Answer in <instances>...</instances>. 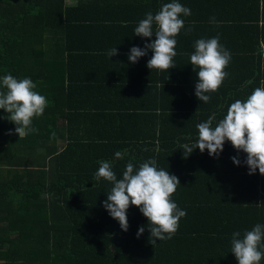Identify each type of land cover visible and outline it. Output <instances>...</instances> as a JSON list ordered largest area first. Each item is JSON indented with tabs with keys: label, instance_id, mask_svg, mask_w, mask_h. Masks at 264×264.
<instances>
[{
	"label": "trees",
	"instance_id": "16d2710c",
	"mask_svg": "<svg viewBox=\"0 0 264 264\" xmlns=\"http://www.w3.org/2000/svg\"><path fill=\"white\" fill-rule=\"evenodd\" d=\"M168 2L0 0V78H30L48 101L24 138L0 109V264H237L233 233L264 224V176L248 174L245 153L227 141L218 157L180 147L264 87V0H178L191 15L181 16L176 67L149 70L151 51L129 63L130 48L155 39L135 36L138 22ZM216 36L231 59L203 103L190 54ZM148 159L179 179L172 200L186 212L155 245L137 207L121 230L103 207L113 185L95 178L101 161L120 179Z\"/></svg>",
	"mask_w": 264,
	"mask_h": 264
},
{
	"label": "clouds",
	"instance_id": "9594fccd",
	"mask_svg": "<svg viewBox=\"0 0 264 264\" xmlns=\"http://www.w3.org/2000/svg\"><path fill=\"white\" fill-rule=\"evenodd\" d=\"M191 15V9L183 6L178 0L164 3L158 12H148L135 27V36L151 38L143 48L132 47L127 54L129 63H136L141 57L151 51L147 68L168 71L176 67L173 58L177 55L175 37L184 28L181 16ZM214 22V18H212ZM191 31V28L188 29ZM190 54V64L195 69V97L203 103H208L210 95L222 85L227 76L225 68L231 55L219 41V36L209 39H198ZM117 55V49H110L107 56ZM36 84L30 78L18 79L11 74L0 78V109L8 115V120L16 125L15 134L24 138L29 133L36 132L32 127L33 119L43 115L48 101L45 96L35 91ZM214 117L198 123V137L195 144H183L180 147L187 157L194 149L201 153L207 150L210 157H218L223 151L225 141L238 152L246 154L244 164L248 174L257 170L264 176V87H257L245 100H236L227 109L226 115L213 126ZM12 134L11 132L9 133ZM116 157L121 156L117 152ZM234 165H239L238 157L231 158ZM95 178H103L112 183L103 207L110 217L118 221L122 231L128 230L127 210L130 206L137 207L147 219V230L150 233L149 243L171 239L178 230L179 221L186 216L172 200V195L180 186L179 179L170 175L167 170L158 169L154 159H148L134 168L132 162L126 164L122 178L118 179L109 161H101L95 173ZM145 231L141 226L137 238ZM231 253L237 264H260L264 259V224H256L251 230H245L243 235L234 232L231 238Z\"/></svg>",
	"mask_w": 264,
	"mask_h": 264
},
{
	"label": "crops",
	"instance_id": "0c3cea01",
	"mask_svg": "<svg viewBox=\"0 0 264 264\" xmlns=\"http://www.w3.org/2000/svg\"><path fill=\"white\" fill-rule=\"evenodd\" d=\"M64 3H65L66 6H73V5L76 4V0H70L69 2H66V1L64 0ZM260 46H261V45H260Z\"/></svg>",
	"mask_w": 264,
	"mask_h": 264
},
{
	"label": "rangeland",
	"instance_id": "374dc122",
	"mask_svg": "<svg viewBox=\"0 0 264 264\" xmlns=\"http://www.w3.org/2000/svg\"><path fill=\"white\" fill-rule=\"evenodd\" d=\"M66 2H69L70 0H65Z\"/></svg>",
	"mask_w": 264,
	"mask_h": 264
}]
</instances>
